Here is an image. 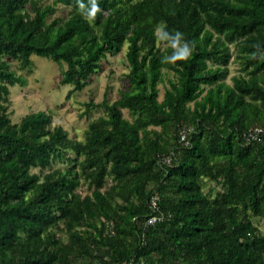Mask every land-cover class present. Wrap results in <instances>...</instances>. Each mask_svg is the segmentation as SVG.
<instances>
[{"label":"trees","instance_id":"1","mask_svg":"<svg viewBox=\"0 0 264 264\" xmlns=\"http://www.w3.org/2000/svg\"><path fill=\"white\" fill-rule=\"evenodd\" d=\"M96 2L89 21L78 0H0V264H264V130L245 138L264 126V0ZM160 25L183 34L187 59L165 60ZM125 44L126 88L85 103L103 114L83 139L45 110L11 121L10 88L26 79L10 60L49 58L81 90Z\"/></svg>","mask_w":264,"mask_h":264},{"label":"rangeland","instance_id":"2","mask_svg":"<svg viewBox=\"0 0 264 264\" xmlns=\"http://www.w3.org/2000/svg\"><path fill=\"white\" fill-rule=\"evenodd\" d=\"M68 11L67 6L58 5L54 15L64 18ZM158 45L163 48L169 43L160 39ZM230 48L233 56L234 46L230 45ZM125 53L126 44L120 52L108 54L102 61L100 71L93 74L88 84L81 90L73 89L70 84H61V69L49 58L32 54L31 67L24 69L20 68L16 60H10L9 67L26 79L24 86L14 85L10 88L8 104L11 121L18 122L26 113L45 110L52 115L53 125L63 126L68 134L76 140L83 139L88 122L103 114L102 108L90 109V112L85 114V103L89 100L98 103L104 96L108 102H112L119 97V92L126 88L125 74L128 71V64ZM237 65L233 58L226 65L228 75L225 80L228 84L231 83V77L238 72ZM169 75L172 76V73L168 72ZM159 90L158 98L161 100L165 90L164 84H159ZM68 93L69 97L67 98ZM122 113L129 120L132 119L127 109H122ZM54 166L62 167L64 165L57 162ZM214 184V182H207L204 189L208 190L210 187H214ZM79 191L82 194L86 192L85 186L81 185ZM254 221L261 230H264V219L256 217Z\"/></svg>","mask_w":264,"mask_h":264},{"label":"clouds","instance_id":"3","mask_svg":"<svg viewBox=\"0 0 264 264\" xmlns=\"http://www.w3.org/2000/svg\"><path fill=\"white\" fill-rule=\"evenodd\" d=\"M79 3V9L82 11V14L86 15V18L91 21L95 18V15L98 11H100L99 5L97 4L96 0H89L91 5L90 9L84 12L85 5L83 3ZM164 25H160L157 29V35L159 38L163 40H168L171 44V47L175 50L174 54L171 57H166L165 60L167 62L174 63L176 60H183L187 59L191 55V47L188 43L181 44L183 34L180 31H176L174 35L169 36V33L163 31Z\"/></svg>","mask_w":264,"mask_h":264},{"label":"built area","instance_id":"4","mask_svg":"<svg viewBox=\"0 0 264 264\" xmlns=\"http://www.w3.org/2000/svg\"><path fill=\"white\" fill-rule=\"evenodd\" d=\"M264 130V126H254L252 128H250V130L245 134V138L246 139H255L262 131ZM188 128L183 127L180 130V140L184 143L187 144V135H188ZM165 162L169 161V157H164L162 159ZM150 204L151 207L153 209V212H158V195L155 193L154 195H152L151 199H150ZM156 213L151 215L148 218V222L149 223H153L154 221H156L158 218V216H156ZM124 264H143V261L141 260H137L134 256H132L130 259H128Z\"/></svg>","mask_w":264,"mask_h":264}]
</instances>
